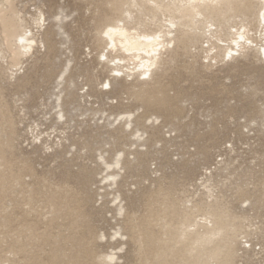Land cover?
Listing matches in <instances>:
<instances>
[{"label": "rangeland", "instance_id": "obj_1", "mask_svg": "<svg viewBox=\"0 0 264 264\" xmlns=\"http://www.w3.org/2000/svg\"><path fill=\"white\" fill-rule=\"evenodd\" d=\"M12 2L37 43L11 66L0 31V264H264V0L173 28L145 82L107 48L113 0ZM244 26L253 46L226 57ZM212 211L228 231L194 245Z\"/></svg>", "mask_w": 264, "mask_h": 264}, {"label": "bare ground", "instance_id": "obj_2", "mask_svg": "<svg viewBox=\"0 0 264 264\" xmlns=\"http://www.w3.org/2000/svg\"><path fill=\"white\" fill-rule=\"evenodd\" d=\"M244 2L245 0H113L118 16L106 26L103 30V35L108 40L107 48L109 50L117 49L122 52L123 59L127 58L133 61L134 67L131 69L133 71H126L127 75L136 74L138 80L145 82L152 75L155 67L161 62L166 50L174 43L173 28L183 27L181 30H183V34L187 35L188 32L184 30V27L187 28L190 22H194L199 18L215 20L236 9ZM148 5L154 6L157 10L161 9L164 14L167 13L166 23L161 24L158 31H140L136 27L131 28L129 19L133 18V9L135 8L138 12L143 13ZM244 6H247V4L245 3ZM152 15L153 18L156 17L155 13ZM262 22L264 24V14L259 18V23L262 24ZM0 31L3 34V43L12 53L11 66L19 65L22 59L32 52L37 41L32 30H28L24 20L19 17V12L14 8L12 0H0ZM261 31L263 32V29ZM230 34L231 43L224 48L226 57H233L238 50L254 44V40L245 26L241 29L237 28L234 31H230ZM259 52L264 58V46L259 48ZM102 57L110 62L113 59L110 58L108 53H102ZM0 59H5L1 51ZM113 70L116 74L124 71L123 66L116 64ZM1 165L11 169V161L7 157L4 143L0 139ZM9 175L14 180L18 178L15 172H11ZM5 179L6 174H0V180L4 182ZM209 215L214 217L213 225L208 227L203 233L196 232L194 245H204L213 242L216 235L222 231H228V224L221 213L212 211ZM184 235L187 236L186 233ZM165 247L161 248L164 250L163 252L171 249H168V246ZM193 248L192 246L187 249L188 252ZM221 252V245L216 246L209 254L210 259H217ZM229 260L228 253L226 258L218 264H227ZM202 262L201 256H196L194 264H203Z\"/></svg>", "mask_w": 264, "mask_h": 264}, {"label": "snow or ice", "instance_id": "obj_3", "mask_svg": "<svg viewBox=\"0 0 264 264\" xmlns=\"http://www.w3.org/2000/svg\"><path fill=\"white\" fill-rule=\"evenodd\" d=\"M105 87H108V85H105Z\"/></svg>", "mask_w": 264, "mask_h": 264}]
</instances>
